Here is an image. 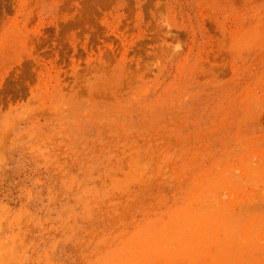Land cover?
I'll return each instance as SVG.
<instances>
[{
    "label": "rangeland",
    "instance_id": "1",
    "mask_svg": "<svg viewBox=\"0 0 264 264\" xmlns=\"http://www.w3.org/2000/svg\"><path fill=\"white\" fill-rule=\"evenodd\" d=\"M263 193L264 0H0V264H264Z\"/></svg>",
    "mask_w": 264,
    "mask_h": 264
},
{
    "label": "bare ground",
    "instance_id": "2",
    "mask_svg": "<svg viewBox=\"0 0 264 264\" xmlns=\"http://www.w3.org/2000/svg\"><path fill=\"white\" fill-rule=\"evenodd\" d=\"M262 36V35H261ZM246 53V52H245ZM242 83V82H241ZM247 84V83H246ZM182 86V85H181ZM184 86V85H183ZM245 86V85H244ZM247 87V86H246ZM181 89V88H180ZM225 89V88H224ZM221 90H223V89H221ZM249 90V89H248ZM184 91V90H183ZM241 91V90H240ZM177 92V91H176ZM195 92V91H194ZM193 92V93H194ZM220 92V91H219ZM239 92V91H238ZM244 92H245V90H244ZM192 93V94H193ZM221 93V92H220ZM241 92H239V94H240ZM249 93V92H248ZM177 94V93H176ZM209 94H211V93H209ZM245 94V93H244ZM189 95V94H188ZM236 96H237V94H235ZM186 96V95H185ZM184 96V97H185ZM191 96H193V95H191ZM210 96V95H209ZM208 96V97H209ZM236 96H234V98L235 99H237L236 98ZM239 96V95H238ZM244 97H245V95H243ZM250 96V95H249ZM234 98H232L233 99V101L235 100ZM243 98V97H242ZM250 98V97H249ZM138 99V98H137ZM183 99V98H182ZM181 100V99H180ZM238 100V99H237ZM243 100V99H242ZM240 100H238V102H239ZM178 102H179V100H178ZM181 102V101H180ZM237 102V103H238ZM247 102V101H246ZM201 103V102H200ZM199 103V104H200ZM132 104V103H131ZM174 104V103H173ZM240 104H241V102H240ZM239 104V105H240ZM150 105V104H149ZM145 106V105H144ZM209 107V106H208ZM237 107H239V106H237ZM210 108V107H209ZM174 109H175V107H174ZM222 110V109H221ZM220 110V111H221ZM231 110H232V108H231ZM229 111V110H228ZM240 111V110H239ZM173 112V111H172ZM234 112V111H233ZM237 112V111H236ZM234 114V113H233ZM200 115V114H199ZM227 115V114H226ZM227 117V116H226ZM166 118H168V117H166ZM245 118V117H244ZM165 119V118H164ZM221 119H222V117H221ZM223 119H225V118H223ZM242 119V118H241ZM226 120H227V118H226ZM226 120H224V123H225V121ZM145 121V120H144ZM236 121V120H235ZM146 123H148V122H146ZM236 123V122H235ZM143 124V123H142ZM224 125V124H223ZM225 125H227V123L225 124ZM218 126H219V124H218ZM222 126V125H221ZM151 128V127H150ZM201 130V129H200ZM205 130V129H204ZM212 131V130H211ZM135 132V131H134ZM146 132V131H145ZM202 132V131H201ZM206 132V131H205ZM149 133V132H148ZM135 135H136V133H135ZM147 135V134H146ZM243 136V135H242ZM151 139V138H150ZM242 139V138H241ZM146 140V139H145ZM241 143V142H240ZM142 144H144V143H142ZM166 144V143H165ZM165 144H163V145H165ZM154 145H156L155 143H154ZM132 146V145H131ZM193 147V146H192ZM205 147H208V146H205ZM131 148V147H130ZM200 148H201V146H200ZM159 149H160V147H159ZM203 149V148H202ZM201 149V150H202ZM221 149V148H220ZM219 149V150H220ZM149 150V149H148ZM157 150V149H156ZM190 150V149H189ZM200 150V151H201ZM121 151H123V150H121ZM126 151V150H125ZM144 151V150H143ZM163 151V150H162ZM178 151V150H177ZM142 152V151H141ZM151 152V151H150ZM199 152V151H198ZM219 152V151H218ZM242 152V151H241ZM200 153V152H199ZM134 155H136L135 153H134ZM182 155V154H181ZM196 155H198V154H196ZM212 155V154H211ZM256 155V154H255ZM160 156V155H159ZM195 156V155H194ZM132 157V156H131ZM157 157V156H156ZM176 157V156H175ZM135 159L137 158V157H134ZM145 158H147L148 159V161L146 162V165H147V163H149L150 161H149V157L148 156H146ZM193 158V157H192ZM242 158V157H241ZM254 158V157H253ZM261 158V157H260ZM129 158H127V160H128ZM174 159V158H173ZM154 160H155V158H154ZM157 160H159V159H157ZM179 160V159H178ZM144 161V160H143ZM125 162H126V160H125ZM153 161H151L150 162V164L153 166V167H155L153 164H154V162L152 163ZM190 162V161H189ZM188 162V163H189ZM145 163V162H144ZM144 163H143V165H144ZM171 163V162H170ZM170 163H168V164H170ZM126 164V163H125ZM127 165V164H126ZM135 165H137V164H135ZM150 165V166H151ZM156 165V164H155ZM187 165V164H186ZM186 165H185V167H186ZM200 165V164H199ZM199 165H197V166H199ZM138 166V165H137ZM145 166V165H144ZM150 166H148V168L150 167ZM165 167L167 166V165H164ZM162 167V165L159 167V168H162L161 170H163V168H165V167ZM169 167H170V165H169ZM220 167V166H219ZM167 168V167H166ZM174 168V170H173V172H174V174L176 175V180L178 179V177L177 176H180V175H178L177 173V167H173ZM197 168V167H196ZM180 169V168H179ZM130 170H131V168H130ZM146 170V169H145ZM168 170H169V168H168ZM182 170V169H181ZM114 171V170H113ZM151 171V170H150ZM167 171V169H165V173H168V172H170V171H168V172H166ZM238 171V170H237ZM240 171V170H239ZM127 172V171H126ZM142 172V171H141ZM155 172V171H154ZM163 172V171H162ZM161 172V173H162ZM172 172V171H171ZM175 172H177V173H175ZM189 172V171H188ZM192 172V171H191ZM120 174H121V172H119ZM123 173V172H122ZM144 173V172H143ZM164 173V174H165ZM179 173H181L182 174V172H180V170H179ZM123 174H125V173H123ZM123 174H121V175H123ZM130 174V173H129ZM171 174V173H170ZM169 174V175H170ZM126 175V174H125ZM151 175H153V174H151ZM160 175V174H159ZM159 175H158V178H159ZM167 175V174H166ZM191 175H192V173H191ZM238 175V174H237ZM165 176V175H164ZM200 177V176H199ZM241 177V176H240ZM260 177V176H259ZM148 178V177H147ZM158 178H156L157 180H158ZM109 179V178H108ZM119 179V178H118ZM138 179V178H137ZM142 179V178H141ZM155 179V178H154ZM179 180V179H178ZM148 181H150V180H148ZM199 181H201V180H199ZM223 181V180H222ZM261 182H262V180H261ZM126 183V182H125ZM149 183V182H148ZM172 183V182H171ZM175 183V182H174ZM141 184V183H140ZM176 184V183H175ZM177 185V184H176ZM139 186V185H138ZM158 186V185H157ZM116 187V186H115ZM246 187V186H245ZM258 188V187H257ZM234 189V188H233ZM242 189V188H241ZM261 189V188H260ZM190 190V189H189ZM226 190V189H225ZM224 190V191H225ZM229 190V189H228ZM210 191H212V190H210ZM236 191V190H235ZM259 191H262V189L261 190H259ZM128 192V191H127ZM222 192V191H221ZM226 193V192H225ZM252 193V192H251ZM145 194H147V193H145ZM210 194V193H209ZM240 194V193H239ZM255 194V193H254ZM253 194V195H254ZM260 194H262V192L260 193ZM264 194V193H263ZM235 195V194H234ZM244 195V194H243ZM150 196V195H149ZM158 196V195H157ZM156 196V197H157ZM224 196V195H223ZM236 196V195H235ZM239 196V195H238ZM264 196V195H263ZM221 198V197H220ZM239 198V197H238ZM134 199V198H133ZM205 199V198H204ZM214 199V198H213ZM125 200V199H124ZM217 200H218V198H217ZM264 200V199H263ZM134 203H136V201H134V200H132ZM255 201V200H254ZM138 202V201H137ZM179 202V201H178ZM218 202V201H217ZM244 202V201H243ZM259 202V201H258ZM257 202V203H258ZM261 202V201H260ZM249 203H250V201H249ZM136 204H138V203H136ZM162 204V203H161ZM206 204V203H205ZM219 204V203H218ZM227 204V203H226ZM231 204V203H230ZM237 204V203H236ZM240 206V205H239ZM242 207L244 206V205H241ZM252 207H253V205H252ZM132 208V207H131ZM157 208V207H156ZM217 208V207H216ZM236 208V207H235ZM244 208V207H243ZM246 208H248V207H246ZM246 208H244V209H246ZM214 209V208H213ZM237 209V208H236ZM251 210H252V208H250ZM254 209V208H253ZM142 210H144V209H142ZM207 210H208V208H207ZM147 211V210H146ZM220 211H221V209H220ZM228 211V210H227ZM244 211V210H243ZM256 211V210H255ZM99 212V211H98ZM101 212V211H100ZM126 212V211H125ZM149 212V211H148ZM257 212V211H256ZM105 213V212H104ZM127 213V212H126ZM207 213V212H206ZM250 213H252V212H250ZM260 213V212H259ZM149 214V213H148ZM154 214V213H153ZM212 214V213H211ZM253 214V213H252ZM115 215V214H114ZM121 215V214H120ZM151 215V214H150ZM167 215V214H166ZM152 216V215H151ZM225 216H226V214H225ZM262 216H263V214H262ZM123 217V216H122ZM125 217V216H124ZM214 217H215V215H214ZM238 217V216H237ZM243 217H244V215H243ZM246 217V216H245ZM246 218H248V217H246ZM137 219V218H136ZM211 219H213V218H211ZM69 220V219H68ZM237 220V219H236ZM238 220H240V217H239V219ZM245 220V219H244ZM115 221V220H114ZM220 221V220H219ZM218 221V222H219ZM75 222V221H74ZM243 223V222H242ZM250 223V222H249ZM240 224V223H239ZM238 224V225H239ZM250 224H252V223H250ZM228 225V224H227ZM129 226H130V224H129ZM178 226V225H177ZM249 226V225H248ZM131 227V226H130ZM174 227H175V225H174ZM244 227V226H243ZM227 228H229V227H227ZM252 228V227H251ZM188 229V228H187ZM206 229V228H205ZM204 229V230H205ZM259 229V228H258ZM257 229V230H258ZM103 230V229H102ZM127 230H129V229H127ZM238 230V229H237ZM241 230V229H240ZM262 230V229H261ZM101 231V230H100ZM114 231V230H113ZM217 231H220V230H217ZM249 231V230H248ZM259 231H260V229H259ZM227 232V231H226ZM235 232V231H234ZM239 232V231H238ZM253 232V231H252ZM127 233H128V231H127ZM228 233V232H227ZM236 233V232H235ZM215 234H216V230H215ZM214 234V235H215ZM222 234V233H221ZM174 235V234H173ZM188 235V234H187ZM241 235V234H240ZM252 235V234H251ZM124 236H125V234H124ZM181 236V235H180ZM191 236H193L192 234H191ZM219 236V235H218ZM226 236V235H225ZM224 236V237H225ZM189 237V236H188ZM209 237V236H208ZM228 237V236H227ZM230 237V236H229ZM242 237V236H241ZM178 238H179V236H178ZM194 238V237H193ZM205 238V237H204ZM210 238V237H209ZM244 238V237H243ZM243 238H242V240H243ZM250 238V237H249ZM254 238V237H253ZM259 238V237H258ZM117 239V238H116ZM194 239H196V238H194ZM193 239V240H194ZM226 239V238H225ZM260 239V238H259ZM96 240V239H95ZM169 240H172V239H169ZM209 240V239H208ZM214 240V239H213ZM246 240H248V239H246ZM264 240V239H263ZM262 240V241H263ZM173 241V240H172ZM188 241V240H187ZM212 241V240H211ZM218 241V240H217ZM222 241V240H221ZM228 241H230V239H228ZM245 241V240H244ZM254 241V240H253ZM191 242V241H190ZM190 242H189V244H190ZM243 242V241H242ZM246 242V241H245ZM251 242V241H250ZM178 243V242H177ZM205 243V242H204ZM179 244H180V242H179ZM202 244V243H201ZM200 244V245H201ZM207 244H209L208 243V241H207ZM215 244V243H214ZM222 244H223V242H222ZM166 245V244H165ZM168 245V244H167ZM170 245V244H169ZM178 245V244H177ZM211 245H212V243H211ZM210 245V246H211ZM227 245V244H226ZM237 245V244H236ZM175 246H176V244H175ZM243 246V245H242ZM247 246H248V244H247ZM104 247V246H103ZM106 247V246H105ZM244 247H246V245H244ZM262 247V246H261ZM10 248V247H9ZM169 248H170V246H169ZM212 248V247H211ZM231 248H233V247H231ZM239 248V247H238ZM176 249V248H175ZM178 249V248H177ZM218 249V248H217ZM221 248H219V250H220ZM224 249V247L222 248V250ZM178 250H180V249H178ZM204 250H205V248H204ZM234 250V249H233ZM238 250V249H237ZM246 250V249H245ZM244 250V251H245ZM198 251V250H197ZM229 250H227V252H228ZM247 251V250H246ZM156 252V251H155ZM201 252H202V250H201ZM226 252V253H227ZM249 252H251L250 250H249ZM249 252H247V253H249ZM203 253V252H202ZM208 253H209V251H208ZM210 253H212V252H210ZM215 253H217V252H214V254ZM223 253V252H222ZM225 253V252H224ZM235 253V252H234ZM246 253V252H245ZM244 253V254H245ZM49 254V253H48ZM213 254V255H214ZM228 254V253H227ZM241 254V253H240ZM239 254V255H240ZM249 254H251V253H249ZM253 254V253H252ZM154 255V254H153ZM157 255V254H156ZM218 255H220V254H218ZM232 255V254H231ZM242 255V254H241ZM264 255V254H263ZM155 256V255H154ZM197 256V255H196ZM215 256H216V254H215ZM222 256V255H221ZM217 257V256H216ZM225 257H227V256H225ZM224 257V258H225ZM249 257V256H248ZM51 258V257H50ZM82 258V257H81ZM110 258H111V261H109L108 262V264H127V261H128V263L130 262V260H131V257L130 256H128V258H126V256L124 255V254H120L119 252H117V250H114V251H112V253H111V255H110ZM116 258H118L117 260H115ZM150 258H151V256H150ZM205 258V257H204ZM214 258V257H213ZM221 258H223V257H221ZM238 258V257H237ZM240 258V257H239ZM52 259V258H51ZM50 259V260H51ZM163 259V258H162ZM176 259H178V258H176ZM180 259V258H179ZM202 259V258H201ZM216 259V258H215ZM241 259V258H240ZM244 259V258H243ZM173 260V259H172ZM188 260V259H187ZM186 260V261H187ZM206 260V259H205ZM211 260V259H210ZM222 260V259H221ZM236 260V259H235ZM249 260H251V259H249ZM253 260H255V259H253ZM55 261V260H54ZM134 260H132L131 262H130V264L133 262ZM159 261H161V260H159ZM163 261V260H162ZM181 261V260H180ZM212 261V260H211ZM215 261V260H214ZM219 261V260H218ZM245 261H247V260H245ZM69 262V261H68ZM144 262V261H143ZM150 262V261H149ZM154 262V261H153ZM156 262V261H155ZM172 262V261H171ZM173 262H174V260H173ZM216 262V261H215ZM224 262V261H223ZM222 262V263H223ZM225 262H227V261H225ZM224 262V263H225ZM72 263V262H71ZM82 263H83V261H82ZM145 263V262H144ZM206 263H208V262H206ZM205 263V264H206ZM211 263V262H210ZM220 263V262H219ZM50 264H52L51 263V261H50ZM149 264V263H148ZM173 264H175V262L173 263ZM245 264V263H244ZM247 264H248V262H247ZM249 264H250V262H249Z\"/></svg>",
    "mask_w": 264,
    "mask_h": 264
}]
</instances>
